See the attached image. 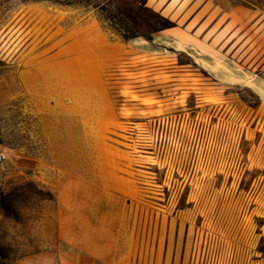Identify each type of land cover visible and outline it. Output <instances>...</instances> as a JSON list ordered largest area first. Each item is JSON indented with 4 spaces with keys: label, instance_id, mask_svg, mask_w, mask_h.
Here are the masks:
<instances>
[{
    "label": "rangeland",
    "instance_id": "rangeland-1",
    "mask_svg": "<svg viewBox=\"0 0 264 264\" xmlns=\"http://www.w3.org/2000/svg\"><path fill=\"white\" fill-rule=\"evenodd\" d=\"M141 1L0 0V264H264V0Z\"/></svg>",
    "mask_w": 264,
    "mask_h": 264
},
{
    "label": "bare ground",
    "instance_id": "bare-ground-1",
    "mask_svg": "<svg viewBox=\"0 0 264 264\" xmlns=\"http://www.w3.org/2000/svg\"><path fill=\"white\" fill-rule=\"evenodd\" d=\"M247 84H248V82H247ZM249 85H250V84H249ZM245 86H248V85H245ZM249 87H250V86H249ZM254 92H255L259 97H261V98L264 97V93H263L262 90H260V89H255Z\"/></svg>",
    "mask_w": 264,
    "mask_h": 264
},
{
    "label": "built area",
    "instance_id": "built-area-1",
    "mask_svg": "<svg viewBox=\"0 0 264 264\" xmlns=\"http://www.w3.org/2000/svg\"><path fill=\"white\" fill-rule=\"evenodd\" d=\"M6 159V155L3 152H0V162H3Z\"/></svg>",
    "mask_w": 264,
    "mask_h": 264
},
{
    "label": "trees",
    "instance_id": "trees-1",
    "mask_svg": "<svg viewBox=\"0 0 264 264\" xmlns=\"http://www.w3.org/2000/svg\"><path fill=\"white\" fill-rule=\"evenodd\" d=\"M136 1H139V2H141V3H144V1H141V0H136Z\"/></svg>",
    "mask_w": 264,
    "mask_h": 264
}]
</instances>
